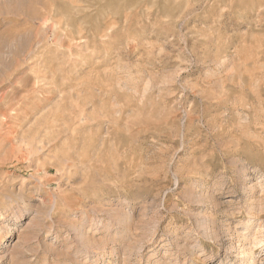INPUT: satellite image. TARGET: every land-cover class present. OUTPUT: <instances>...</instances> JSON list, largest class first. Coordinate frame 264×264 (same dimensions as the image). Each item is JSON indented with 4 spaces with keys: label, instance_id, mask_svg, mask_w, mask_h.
<instances>
[{
    "label": "rangeland",
    "instance_id": "374dc122",
    "mask_svg": "<svg viewBox=\"0 0 264 264\" xmlns=\"http://www.w3.org/2000/svg\"><path fill=\"white\" fill-rule=\"evenodd\" d=\"M0 264H264V0H0Z\"/></svg>",
    "mask_w": 264,
    "mask_h": 264
}]
</instances>
